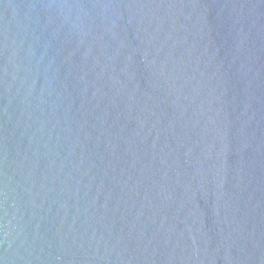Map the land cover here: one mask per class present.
<instances>
[{"label": "water", "instance_id": "obj_1", "mask_svg": "<svg viewBox=\"0 0 264 264\" xmlns=\"http://www.w3.org/2000/svg\"><path fill=\"white\" fill-rule=\"evenodd\" d=\"M0 264H264V0H0Z\"/></svg>", "mask_w": 264, "mask_h": 264}]
</instances>
